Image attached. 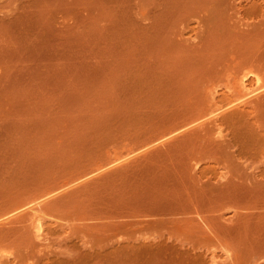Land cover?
<instances>
[{"label": "rangeland", "instance_id": "374dc122", "mask_svg": "<svg viewBox=\"0 0 264 264\" xmlns=\"http://www.w3.org/2000/svg\"><path fill=\"white\" fill-rule=\"evenodd\" d=\"M258 76L264 0H0L1 261L264 264Z\"/></svg>", "mask_w": 264, "mask_h": 264}, {"label": "bare ground", "instance_id": "6f19581e", "mask_svg": "<svg viewBox=\"0 0 264 264\" xmlns=\"http://www.w3.org/2000/svg\"><path fill=\"white\" fill-rule=\"evenodd\" d=\"M205 5H206V4H204L203 10H204V14L206 15L207 9H206V6H205ZM238 57H239V56H238ZM240 59L246 61L244 57H243V58L240 57ZM240 59H239V61H240ZM246 59H247V58H246ZM247 60H249V59H247ZM241 62H243V61H241ZM258 77H259V76H258ZM259 79L261 80L260 77H259V78L256 77L257 82H259V84L257 83V87H253L252 90H250V91L247 89L248 92H247V91H246V92L244 91V93H245L244 96H246V95L249 94V95L246 96V97H249V96L251 97V94H250V93H252V94L254 93V96H258V94H259L260 92L264 91V84H262L263 82H260ZM243 80H244V79L242 78L241 81L243 82ZM242 82H241V83H242ZM247 83H248V82H246V83L243 82L242 85L245 87L244 84H247ZM260 83H261V84H260ZM241 96H243V94H242ZM254 96H253V97H254ZM246 97H242V99H243V98H246ZM239 99H240V98H239ZM251 99H253V98H251ZM234 104L236 105V102H234V103H228V104L225 105V106H222V105H221L222 107H221V106H220V107L216 106V108L218 107V108H217V111H215L216 108L213 107L212 109H214V110L211 109V110H212L211 113L214 114L213 111H215V114H216V113H217V114H216V115L214 114L215 116H214V115H212V116H214V118H215L217 115L220 114V115L217 116V117H219V118H221V119H225V120H226V119H227V120L229 119L230 122H231L232 120L234 121L235 118H237V120H238L239 117H240V116L243 117L244 114H243L242 112H238V111H236V109H234V107H236ZM206 114H209V113L207 112ZM206 114H205V115H206ZM209 115H210V114H209ZM209 115H208V116H209ZM212 116H210V117H212ZM220 116H222L223 118L220 117ZM224 117H225V118H224ZM215 120H217V119H215ZM195 123H196V122H195ZM190 124H191V123H190ZM191 125H192V124H191ZM221 136H222V135H221ZM246 149H248V148H246ZM243 150H244V148H243ZM245 151H246V150H245ZM212 152L215 153V154L213 153L214 155H218V154H216V153H218L217 151H212ZM212 152L208 153V156H209V154H211ZM246 152H249V151L247 150ZM249 153H250V152H249ZM193 154H194V153H193ZM193 154H192V156H193ZM200 154H201V153H200ZM190 155H191V154H190ZM195 155L197 156V154H194V156H195ZM214 155H213V158L215 157V159H216V156H214ZM249 155H250V156L253 155L252 152H251V154H249ZM210 156H212V154H211ZM198 157H199V155H198ZM217 157H218V156H217ZM224 159H225V158H224ZM196 164H198V163H195V165H196ZM194 167H195V166H194ZM196 167H197V169H198V168H199V165L196 166ZM196 167H195V168H196ZM197 169L195 170L196 173H197V172H200V171H197ZM198 170H201V169L199 168ZM202 172H203V170H202ZM261 172H263V170H262ZM262 174H263V173H262ZM238 175H239V174H238ZM241 175H242V174H241ZM246 176H247V175H246ZM252 176H253V177L251 178L252 180L250 179V176H249V178H248V180H249L250 182H251V181L253 182V178L255 177L254 174H252ZM237 177H238V176H237ZM247 177H248V176H247ZM247 177H246V178H247ZM225 178H226V177H225ZM225 178H224V179H225ZM254 179H256V177H255ZM226 180H228V178H227ZM230 180H231V179H230ZM245 180H246V179H245ZM245 180H244V181H245ZM242 181H243V179H242ZM244 181H243V182H244ZM246 181H247V180H246ZM195 182H196V181H194V183H195ZM197 182H198V181H197ZM197 182H196V185L199 183V182H198V183H197ZM222 182H223V181H222ZM222 182H220V183H222ZM240 182H241V181H239V183H240ZM243 182H242V183H243ZM247 182H248V181H247ZM247 182H246V183H247ZM256 182H257V183H255V182H253V183H255V184H257V185L261 184V183L258 182V180H256ZM202 183H204V182H202ZM209 183H210L211 185H206V184H208V182H207L205 185L203 184V185H204V189L207 188V190H208V188L211 186V190L209 189L208 192H209V193H212V191H215V190H212L213 185H212L211 182H209ZM220 183H219V186H218V185H215V189H217V188H216L217 186H218V188L223 186L224 183H222V186H221ZM225 183H226V182H225ZM242 183H240V184H242ZM244 183H245V182H244ZM244 183H243L242 185H244ZM246 183H245V185H246ZM248 184L251 185V183H249V182H248ZM248 184H247L246 186H248ZM225 185H226V184H224V188H225L226 186H227L226 188H228V182H227V185H226V186H225ZM242 185H241V186H242ZM194 186H195V184H194ZM197 186H199V184H198ZM206 186H208V187H206ZM241 186L239 185L240 188L238 187L240 190H239L238 188H236V189H235L236 192H235L234 190H233L232 192H235L236 195H237V193H238L239 191L242 193V191H241V188H242V187H241ZM246 186H245V187L243 186V187L246 188ZM251 186H253V184H252ZM251 186H249L248 188H250ZM254 186H256V185H254ZM226 188H225V190H227L226 192L229 193L230 191H228V189H226ZM244 188H243V189H244ZM248 188H246L247 191H248ZM213 189H214V187H213ZM205 190H206V189H205ZM238 190H239V191H238ZM246 190H245V191H246ZM237 191H238V192H237ZM219 192H221V191H219ZM240 192H239V193H240ZM243 192H244V191H243ZM222 193H224V191H222ZM235 194H234V195H235ZM49 195H51V194H49ZM49 195L46 196V197H49ZM52 195H54V194L52 193ZM228 195H229V194H228ZM35 200H36V199H35ZM35 200H34V201H35ZM31 201H32V200H31ZM32 202H33V201H32ZM38 202H40V200H38ZM30 203H31V202H30ZM33 203H34V202H33ZM33 203H32V204H33ZM40 203H41V202H40ZM248 203H249V202H248ZM35 204H36V206H37L38 203H35ZM25 205H26V204H24V206H25ZM193 205H195V206L198 207V202H196V201L193 202ZM21 206L23 207V205H21ZM21 206H16V207H20V208H21ZM34 206H35V205H34ZM195 206H194V207H195ZM200 206H201V205H200ZM200 206H199V207H200ZM213 206H214V205H213ZM213 206L211 205L210 207H213ZM215 206H216V205H215ZM16 207H14V209H16ZM32 207H33V206H32ZM176 207H177V205H176ZM197 207H196V209H197ZM199 207H198V208H199ZM201 207H202V206H201ZM20 208H18V209H20ZM34 208H35V207H34ZM38 208L40 209V206H38ZM36 210H37V207H36ZM14 211H16V210H14ZM34 211H35V209H34ZM38 211H39V210H38ZM40 211H41V210H40ZM7 212H9V211H7ZM7 212H5V213H7ZM10 212H12V209H11ZM10 212H9V214H10ZM0 214H3V213H0ZM39 215H40V214H39ZM6 216H7V217H6ZM6 216H5V218H8V215H6ZM41 216H42V213H41ZM41 216H39V217H41ZM0 217H1V216H0ZM49 217H50V216H49ZM1 218H2V217H1ZM1 218H0V219H1ZM3 218H4V217H3ZM5 218H4V221L6 220ZM37 219H38V218H37ZM4 221H3V219H2V222H4ZM39 223H40V219H39V221H37V227L41 226V224L39 225ZM1 233H2V232H1ZM1 233H0V234H1ZM2 235H3V234H1L0 237H1ZM4 235H6V234H4ZM4 235L2 236L3 239L6 238V236H4ZM2 238H1L0 240H2ZM226 251H227V250H226ZM226 254H227V253H226ZM8 255H9V254H8ZM8 255H7V257H8ZM0 256H1V255H0ZM1 257H2V256H1ZM1 257H0V258H1ZM0 261H1V259H0ZM9 261H10V260H9ZM2 262H3V261H1V263H2ZM1 263H0V264H1ZM3 263H4V262H3ZM7 263H8V262H5L4 264H7ZM9 263H10V262H9Z\"/></svg>", "mask_w": 264, "mask_h": 264}]
</instances>
